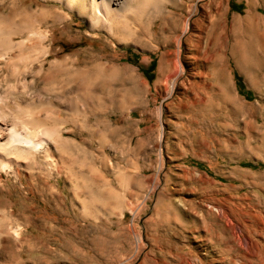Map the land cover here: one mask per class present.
I'll return each instance as SVG.
<instances>
[{
  "label": "rangeland",
  "instance_id": "obj_1",
  "mask_svg": "<svg viewBox=\"0 0 264 264\" xmlns=\"http://www.w3.org/2000/svg\"><path fill=\"white\" fill-rule=\"evenodd\" d=\"M111 9L0 0V264H264V0Z\"/></svg>",
  "mask_w": 264,
  "mask_h": 264
},
{
  "label": "bare ground",
  "instance_id": "obj_2",
  "mask_svg": "<svg viewBox=\"0 0 264 264\" xmlns=\"http://www.w3.org/2000/svg\"><path fill=\"white\" fill-rule=\"evenodd\" d=\"M55 2L64 5L70 11H77L78 13H82V17L84 18H87V16H89L93 26L103 25L110 27L112 23H115L114 16H112L113 10L111 9L112 0L89 1L92 11H89L90 9L88 8L87 0H55ZM186 28L188 29V25L186 26ZM35 130L36 131L31 132V134H24L22 132H19L14 127H9V129H7L8 138L4 143L0 141V150L2 151L4 157L5 155L6 157L14 155L18 160L20 159V157H22L20 154L21 151L32 155L33 152L41 149L45 143L43 141L37 140L36 136L39 135V131L37 129ZM1 165L2 167H0L2 169L7 166L6 163L4 164V162H1Z\"/></svg>",
  "mask_w": 264,
  "mask_h": 264
},
{
  "label": "trees",
  "instance_id": "obj_3",
  "mask_svg": "<svg viewBox=\"0 0 264 264\" xmlns=\"http://www.w3.org/2000/svg\"><path fill=\"white\" fill-rule=\"evenodd\" d=\"M155 63L153 62L151 68L149 70H145L144 73L146 76H148L149 71L154 70ZM235 86L237 88V91L240 95L244 96L245 99L251 100V93L246 91L245 86L241 82V80L237 77V75L234 76ZM245 165V164H244Z\"/></svg>",
  "mask_w": 264,
  "mask_h": 264
}]
</instances>
